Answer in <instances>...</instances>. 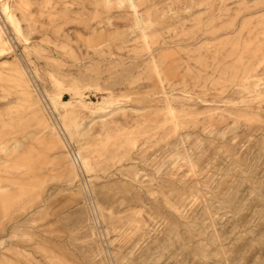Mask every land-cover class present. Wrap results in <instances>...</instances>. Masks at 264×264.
<instances>
[{"label": "rangeland", "instance_id": "374dc122", "mask_svg": "<svg viewBox=\"0 0 264 264\" xmlns=\"http://www.w3.org/2000/svg\"><path fill=\"white\" fill-rule=\"evenodd\" d=\"M0 264H264V0H0Z\"/></svg>", "mask_w": 264, "mask_h": 264}, {"label": "bare ground", "instance_id": "6f19581e", "mask_svg": "<svg viewBox=\"0 0 264 264\" xmlns=\"http://www.w3.org/2000/svg\"><path fill=\"white\" fill-rule=\"evenodd\" d=\"M131 3H132V1H131ZM130 6H132V5H130ZM133 7V6H132ZM9 16H7V18H8ZM9 20V19H8ZM11 20V19H10ZM9 42V41H8ZM105 101V99L104 98H102V100L99 102V103H102V102H104ZM107 101V103H109L110 101H111V99H107L106 100ZM60 103V102H59ZM80 156V155H79Z\"/></svg>", "mask_w": 264, "mask_h": 264}]
</instances>
